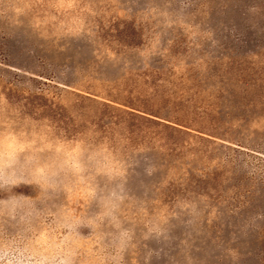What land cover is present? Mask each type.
Instances as JSON below:
<instances>
[{"label": "rangeland", "instance_id": "374dc122", "mask_svg": "<svg viewBox=\"0 0 264 264\" xmlns=\"http://www.w3.org/2000/svg\"><path fill=\"white\" fill-rule=\"evenodd\" d=\"M0 264H264V0H0Z\"/></svg>", "mask_w": 264, "mask_h": 264}]
</instances>
